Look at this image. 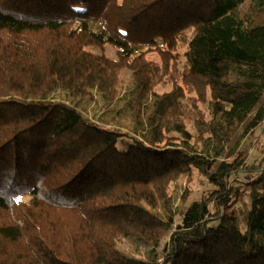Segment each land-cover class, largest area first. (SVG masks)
<instances>
[{"label": "trees", "instance_id": "obj_1", "mask_svg": "<svg viewBox=\"0 0 264 264\" xmlns=\"http://www.w3.org/2000/svg\"><path fill=\"white\" fill-rule=\"evenodd\" d=\"M263 123L264 0H0V264H264Z\"/></svg>", "mask_w": 264, "mask_h": 264}, {"label": "rangeland", "instance_id": "obj_2", "mask_svg": "<svg viewBox=\"0 0 264 264\" xmlns=\"http://www.w3.org/2000/svg\"><path fill=\"white\" fill-rule=\"evenodd\" d=\"M105 48H106V52L109 56L114 55V50L111 46L107 45ZM147 58L149 60L155 61V62L160 61L159 56L155 52L148 54ZM128 80H129V75L126 72L123 73L122 74V84L125 85ZM175 116L179 117L177 113H175ZM256 137L258 140L257 145H255V147H253V149L251 150V152L247 158V163L258 162V160L261 157L262 149L264 147V123H263L262 127L257 130V132L255 134V138ZM124 140L127 142L128 138L124 137ZM125 147H126V144L123 145V148H125ZM244 174H245V172H239L236 175V177H237L236 183L237 184L240 183V181L242 180V176ZM186 181H187V178L185 176L181 177L180 180L176 183L175 188L178 191H182L186 185ZM202 181H205V180L202 179L197 174H195V176L192 179V182L190 183L191 187L194 190V195L192 197L193 199L199 198L201 195L202 189L205 188V185L202 183ZM120 247L122 248V250L134 253L137 256H144L145 248L138 246L135 242H133L130 239L129 240L123 239L122 242H120ZM160 260L161 259H159V261Z\"/></svg>", "mask_w": 264, "mask_h": 264}]
</instances>
